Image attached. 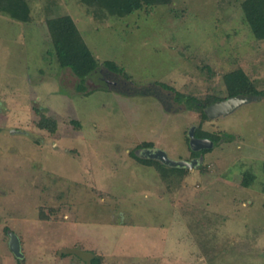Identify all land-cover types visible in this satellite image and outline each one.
I'll use <instances>...</instances> for the list:
<instances>
[{"label":"rangeland","instance_id":"rangeland-1","mask_svg":"<svg viewBox=\"0 0 264 264\" xmlns=\"http://www.w3.org/2000/svg\"><path fill=\"white\" fill-rule=\"evenodd\" d=\"M26 1L27 22L0 11L2 263L264 264V39L246 23L245 0H172L124 16L83 0ZM63 15L98 63L83 91L47 31V19ZM237 68L259 94L236 96L228 113L205 108L206 119L162 87L225 100L223 75ZM40 114L57 121L56 133L36 126ZM192 126L218 137L193 168L130 153L147 157L138 145L152 142L192 160ZM56 208L54 220L34 216Z\"/></svg>","mask_w":264,"mask_h":264},{"label":"trees","instance_id":"trees-1","mask_svg":"<svg viewBox=\"0 0 264 264\" xmlns=\"http://www.w3.org/2000/svg\"><path fill=\"white\" fill-rule=\"evenodd\" d=\"M111 1V2H110ZM83 0V2L91 7L99 6L101 9H105L109 13L128 15L132 11L139 10L143 7H153L158 5H167L172 0ZM242 9L244 17L252 35L256 39H264V0H245L242 3ZM0 11L9 15L11 18L27 22L30 19L29 11L30 7L26 0H0ZM47 31L53 46L54 55L57 63L61 67H66L79 79L77 84V90L83 91L85 89V79L91 76L98 70V63L96 58L86 45L76 23L68 15L51 17L47 19ZM104 67L113 74L120 76H126L115 62L111 60H105L103 62ZM224 85L226 87L227 98L239 95H258L259 91L255 88L252 80L241 69L237 68L223 75ZM162 87L166 90L174 92L175 100L177 102H183V99L187 108L195 109L200 112L201 119H206L204 109L216 101L224 100L220 97H208L204 100H196V98L182 94L175 91L171 86L163 84ZM36 126L39 129L47 130L50 133H54L57 129V121L45 114H40ZM195 136L199 138H208L213 141L214 145L218 142V137L215 135L201 130L199 127L195 129ZM139 148H152V142H142L138 145ZM208 149H202L200 151H191L196 156L204 154ZM131 155L138 161L144 164L157 165L158 160L149 157H140L134 152H130ZM194 156V157H196ZM159 166V165H158ZM184 171V168L180 172ZM165 172V171H164ZM162 172V173H164ZM253 175L250 173L244 174L242 181L243 186H248L252 180ZM264 208V202H263ZM8 229L5 228V232ZM89 264H101L100 256H93L90 259Z\"/></svg>","mask_w":264,"mask_h":264},{"label":"water","instance_id":"water-1","mask_svg":"<svg viewBox=\"0 0 264 264\" xmlns=\"http://www.w3.org/2000/svg\"><path fill=\"white\" fill-rule=\"evenodd\" d=\"M236 101H238V98L236 96L234 97H229L228 99L221 100V101H216L213 104L209 105L206 108V113L207 111L212 112V113H217L219 111H222L223 113H228L232 111L236 106ZM189 136V146L191 150L193 151H199L202 149H210L214 143L212 140L208 138H199L195 136V127L192 126L188 132ZM148 157L152 159H156L165 165L171 166V167H185V168H193L195 165H197L202 157L199 159H192L190 161L186 160H172L167 157L166 153L163 150L160 149H148ZM9 236V247L11 251L18 255L21 256L20 252V243L17 238V236L11 232L8 234Z\"/></svg>","mask_w":264,"mask_h":264},{"label":"crops","instance_id":"crops-1","mask_svg":"<svg viewBox=\"0 0 264 264\" xmlns=\"http://www.w3.org/2000/svg\"><path fill=\"white\" fill-rule=\"evenodd\" d=\"M56 131H57V129H56ZM56 131L54 132V133H56ZM54 133H52V134H54ZM57 207H59V206H57ZM57 210H58V208H56V211L55 210H52L51 212H53L54 213V216H48L47 214L46 215H40L39 213H38V210H36V214L34 215L35 216V218L37 219V221H48V220H54L55 219V215H56V212H57ZM52 214V213H51ZM9 218H12V217H9ZM5 228H7L8 229V231L7 232H9L10 230H9V226L7 225V224H5V225H3L2 226V230L5 232ZM6 233V232H5ZM7 234V233H6ZM8 242H9V236H8ZM74 245L75 246H77V245H79V242L77 241V242H75L74 243ZM81 246H80V249L81 250H86V249H88L89 251H91V250H93L94 248H92V247H90V246H84L83 244H80ZM76 251V250H75ZM0 264H3L2 263V260H1V258H0Z\"/></svg>","mask_w":264,"mask_h":264},{"label":"flooded vegetation","instance_id":"flooded-vegetation-1","mask_svg":"<svg viewBox=\"0 0 264 264\" xmlns=\"http://www.w3.org/2000/svg\"><path fill=\"white\" fill-rule=\"evenodd\" d=\"M148 149H154V150H155L156 148H155L154 146H153L152 148H144V149L142 148V149H141L142 154H143V155H146L147 157H148V152H147ZM200 157H202V154H199V155L196 156L194 159H199ZM189 161H190V160H189Z\"/></svg>","mask_w":264,"mask_h":264}]
</instances>
